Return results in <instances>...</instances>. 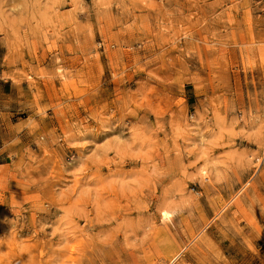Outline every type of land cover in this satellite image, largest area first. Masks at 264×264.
<instances>
[{"label":"rangeland","instance_id":"obj_1","mask_svg":"<svg viewBox=\"0 0 264 264\" xmlns=\"http://www.w3.org/2000/svg\"><path fill=\"white\" fill-rule=\"evenodd\" d=\"M0 264H264V0H0Z\"/></svg>","mask_w":264,"mask_h":264}]
</instances>
